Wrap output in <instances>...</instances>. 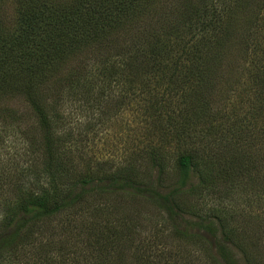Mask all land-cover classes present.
Segmentation results:
<instances>
[{
  "label": "trees",
  "instance_id": "1",
  "mask_svg": "<svg viewBox=\"0 0 264 264\" xmlns=\"http://www.w3.org/2000/svg\"><path fill=\"white\" fill-rule=\"evenodd\" d=\"M228 1L185 0L186 5L180 10L183 13L176 19L177 22L172 23L168 19L169 23H160L158 29L155 23L144 17L150 9L149 0H16L13 28L6 31L5 24H2L4 20L0 19V97L2 95L6 100H12L15 95L25 97L29 111L37 120L36 125L45 132V156L33 159L32 166L28 168L34 181L33 188L25 192L17 206L5 213L7 228L15 226V229L4 237L0 235V256L22 245L30 246L35 233L41 235L45 232L44 227L50 226L61 213H69L73 219L79 218L81 225L76 226L79 230L75 239L81 243L80 249L78 246L68 248L61 243L57 249L39 248L38 251L45 258L42 264H74L81 259L85 264H121L120 256L128 259L124 264H147L153 258L155 249H163L161 246L167 245L168 240L158 229H153L156 238L143 239L146 230L141 226L135 227L133 221L121 233L114 224L105 226L102 230L106 231L103 232L99 230V225H94L95 230L86 231L84 228L83 220L88 216L82 209L90 206L87 197L97 192L98 181L108 182L111 187L122 182L131 189L145 185L130 171L126 172V169L132 168L130 164L122 168L123 171L117 169L97 179V176L89 174L83 180L67 181L62 186L66 190L64 195L53 180L57 174L54 161L59 153L56 145L63 141L55 137L54 126L59 123L60 116L57 109L59 102L55 96H60L61 100L65 93H68L67 97L73 93L78 99H91L101 109V103L96 100L103 101V98L117 95L119 101L115 104L124 108L142 99L143 95L148 96L151 86L156 85L161 87V96L149 99L151 105L142 110L143 117L149 118L146 122L152 131H167L164 137L168 141L165 140V144L178 138L186 147L176 163L181 179L167 195L156 190L157 187L164 188L161 177L166 174L168 166L167 162H161L163 147L156 143L145 151V160L157 168L156 176L153 174L149 178L151 188H156L151 189L146 200L169 215L168 224L175 221L177 215H194L197 219L194 225L215 242L197 233L190 234L188 226H193L190 222L185 231L175 226L178 238L186 240L191 237L199 241L207 248L214 264H239L229 245L239 247V243L246 240V234L238 233L231 226L233 221H225V216L233 215V209L224 205L219 207V204L224 197H233L235 189L243 185V188L256 185L259 196L255 195L261 199L264 187L260 188L261 182L254 184L253 178L246 180L245 184L241 181L245 179L239 173L244 167L241 165L242 158H235V162L229 163L227 168H217L212 157L210 162L206 160L205 155H209L206 148L215 151L213 154H216V158L222 154L221 149L215 148L214 144L198 145L214 134L201 127L213 122V110L220 106L212 102L217 95L213 94L215 74L220 67L225 68L229 64L228 57L233 58L232 48L236 49L235 11L231 10ZM237 2L242 9L244 5L251 7L252 4L251 0ZM259 4L258 12L262 10L264 2L260 1ZM254 16L260 20L259 13L256 12ZM142 23H145L147 30L139 33L138 25ZM196 30L205 34L199 35ZM192 34L190 39L187 38ZM237 49L241 51V58L249 61L246 42L244 47L238 46ZM72 63L78 66L77 69L69 77L62 79L63 76L58 81L54 93H43L45 79L59 72L67 73ZM84 68L87 72H83ZM137 85H143L148 90L137 91ZM122 86L127 87L126 92H123ZM95 92L100 93L101 98L96 99ZM51 96L58 104L50 101ZM259 102H252L253 115L256 112L260 116L264 114V102L257 105ZM255 108L258 110L255 111ZM164 113H177L178 118L171 116L166 126L162 122ZM222 119L229 134L239 136L242 133L243 126L239 123L242 120L230 123L228 114ZM170 127L173 129L171 134L166 130ZM143 159L129 161L135 163ZM194 174L197 175L198 184L190 183ZM42 176L49 180L48 183L40 184ZM188 184L190 188L183 191ZM89 186L91 188L88 189ZM202 192L206 194L203 197H210L213 207L208 205L204 209H197L179 203L182 195L192 197ZM211 208L215 215L208 214ZM246 264H264V256L259 261L246 259Z\"/></svg>",
  "mask_w": 264,
  "mask_h": 264
},
{
  "label": "rangeland",
  "instance_id": "2",
  "mask_svg": "<svg viewBox=\"0 0 264 264\" xmlns=\"http://www.w3.org/2000/svg\"><path fill=\"white\" fill-rule=\"evenodd\" d=\"M184 1L149 0L151 2L149 4L150 9L145 12L144 17L155 23L158 29L160 23L164 22L163 25L169 23L168 19L172 23L177 22L176 19L183 13V10H180L186 5ZM260 1L264 2V0H251V7L244 5L243 9L240 8V3L237 0L228 1L231 10L235 11L233 25L237 30V32L234 31L236 49L232 48L233 58L228 57L229 64L225 68L220 67L218 73L215 74L216 81L213 94L217 95L212 98V102L220 106L213 110L215 113L213 122L201 127V129L214 134L198 145L214 144L215 148L219 147L221 149L222 154L216 158V154H213L215 151L206 148V152L209 153V155H205L206 160L210 162L212 157V161L217 168H227L229 163L235 162V158H242L241 165L244 167L239 173L241 178L244 176L245 179L241 181L245 184L246 180L253 178L254 184L262 183L261 188L264 187V114L260 116L256 112L257 117L254 118L256 114L253 115L252 112L254 109L252 108V102L256 103L261 100L264 102V5L263 11L258 12ZM16 5V0L0 1V19L4 20L2 24H5L6 31L14 26ZM256 12L259 13L260 20L255 19ZM146 30L145 23L138 25L139 33ZM196 33L199 35L205 34V32H198V30H196ZM192 36L193 34L188 35L187 38L190 39ZM245 42L248 50L247 55H250L248 57L249 61L242 59L241 51L237 49L238 46L239 48L244 47ZM77 67L72 63L67 73L59 72L45 79L43 93H54L58 81L69 77L68 75H71ZM83 72H87L86 68ZM122 87L123 92H126L127 87ZM160 88L152 85L149 90L151 93L148 96L143 95L142 99L135 100L133 103L125 105L124 108L115 104L119 101L117 95L103 98V101L96 100L101 103V109H98V105L95 106L91 99H78L77 95L73 93L69 94V97H67L68 93H65L61 100H59L60 96H55L59 104L51 96L49 99L54 101L55 105L58 104L57 109L58 114H60L58 117L59 123L54 126L55 137L63 140L56 145L59 153L58 158L54 161L57 174L55 173L53 180L60 186L59 190L64 195L66 190H63L65 187L62 186L67 181L83 180L84 177H89V174L97 176V179L117 169H124L125 166L131 165L132 168L126 169V172L130 171L137 177L138 181L144 182L145 185L131 189L122 182L111 187L108 182L98 181L100 183L97 184V192L87 197V203H91L90 206L82 209L88 216V219L83 220L86 231L95 230L94 225H99V230L103 232L106 231L102 230L105 226L114 224L121 233L133 221L135 227L141 226L146 230L143 233V239L147 237L156 238L153 229H158L162 231L168 240L166 246L159 245L163 249L158 248L159 251L155 249L153 258L147 264H214L207 248L199 241H194V238L191 237L186 240L180 239L177 236L178 233H175V226L185 231L190 222L193 224V226H188L190 234L197 233L215 242L204 231L199 230L197 225H194V222H197L194 215H177L174 217L175 221L168 224L169 215L163 209L161 210L146 200V197H149L148 193L152 191L151 189L156 188L155 186L151 188V179L149 178L153 174H155L153 176H156L157 168H153L149 160H145V151L156 143L163 147L161 162H167L168 166L165 170L166 174L161 177L164 188L157 187L156 190H159L163 195H167L177 187L176 184L181 179V174L176 169V163L178 156L184 152V147H186L181 143L182 141L179 142L178 138L165 144L164 141H168L164 137L167 131H152L151 126L147 125L148 122H146L149 121V118L143 117L142 110L149 108L151 105L148 102L149 99L157 95L161 96L159 94ZM59 90L60 88L57 91ZM139 90L146 92L148 89L143 85H137V91ZM210 91L211 89L208 93ZM133 96L132 93V99ZM3 98L5 97L1 95V237L6 236L15 229V226L7 228L6 211L14 208V205L17 206L19 199L25 192H28L29 188H33L32 183L34 181L28 173L30 170L28 168L32 166L33 159H40L45 156L43 144V134L45 132L36 125L37 120L29 111V106L24 100L25 97L20 98L15 95L12 100ZM95 98H101L100 93L95 92ZM64 101H67V103ZM62 103L64 105L61 107ZM256 110L258 109L255 108ZM227 114L231 119L230 123H234L238 119L242 120L239 122L243 126L242 133L239 136H232L225 128L221 117ZM171 116L178 118L177 113H173V115L170 113L163 114L162 122L166 126ZM152 122H154V119ZM166 130L170 134L173 131L171 127ZM141 158L144 159L135 163L129 161ZM42 177L40 184L48 183L49 180L45 179V176ZM198 182L197 175L194 174L190 183L198 184ZM100 187L104 188L102 192H98L101 189ZM187 187L190 188V185L188 184L182 190L187 191ZM243 187L244 185L239 186L238 189H235L233 197H224L220 201L221 204H219V207L224 205L233 209L231 211L233 215L231 217L225 216V221H233L231 226L236 228L238 233L246 234V240L240 242L239 247L229 245L230 250L237 256L239 264H246V259L251 262L259 261L264 256V195L261 199L256 197L255 194L259 196L256 185ZM136 189L142 191L138 192ZM262 193L264 194V191ZM203 196H206L204 192L192 197L187 194L182 195L179 203L184 206H195L197 209H204V206L208 205L213 207L210 197ZM214 200H212L213 203ZM209 213L215 215L212 208L208 211ZM238 213H240L239 217ZM20 216H23V214H20ZM71 218L69 213L58 214L50 226L44 227L46 228L45 232L41 235L35 233V239L30 246L25 244L4 252L0 256V264H42L45 258L43 257L44 254H40L41 251H38L39 248L53 247L57 249L60 243L68 248L78 246V249H80L81 243L76 241L75 238H77V231L79 230L76 226L81 224L79 218H72V221ZM216 228L219 230L218 225ZM166 239L164 238V242ZM53 252L56 253V251ZM49 255L59 257L56 254ZM52 259L59 260V258ZM127 260L124 256L119 258L121 264H124ZM74 264H85V262L81 259L79 263Z\"/></svg>",
  "mask_w": 264,
  "mask_h": 264
}]
</instances>
